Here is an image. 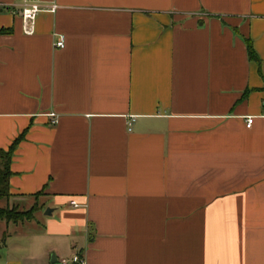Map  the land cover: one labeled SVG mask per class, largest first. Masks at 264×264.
Listing matches in <instances>:
<instances>
[{
  "label": "crops",
  "instance_id": "obj_1",
  "mask_svg": "<svg viewBox=\"0 0 264 264\" xmlns=\"http://www.w3.org/2000/svg\"><path fill=\"white\" fill-rule=\"evenodd\" d=\"M38 1L26 33L0 0L6 200L36 206L0 264H264V0Z\"/></svg>",
  "mask_w": 264,
  "mask_h": 264
},
{
  "label": "trees",
  "instance_id": "obj_2",
  "mask_svg": "<svg viewBox=\"0 0 264 264\" xmlns=\"http://www.w3.org/2000/svg\"><path fill=\"white\" fill-rule=\"evenodd\" d=\"M249 57L253 58V50L250 43L248 44ZM23 135L20 134L13 142L8 146L6 150L0 149V199H7L10 196L8 177L10 175L9 165L12 157V153L18 142L22 139ZM36 206L33 205L28 209L21 210L16 206L11 208L0 206V220L6 222L19 223L24 221H30L34 217Z\"/></svg>",
  "mask_w": 264,
  "mask_h": 264
},
{
  "label": "built area",
  "instance_id": "obj_3",
  "mask_svg": "<svg viewBox=\"0 0 264 264\" xmlns=\"http://www.w3.org/2000/svg\"><path fill=\"white\" fill-rule=\"evenodd\" d=\"M56 8L55 4H51L49 6L43 5L42 3H40L38 0H21V9H20V13H21V17L23 19L24 22V29L26 33H30L31 32V28H32V23L36 17V15L41 12V11H54V9ZM54 46L56 47H63L64 46V39L63 37H59V39H57L54 43ZM51 116L54 117V113H51ZM134 121V117L131 116L129 118V121L127 122V129L128 131H130L131 129V124ZM52 122H56V119H53ZM252 122V117H248L247 118V126L250 125V123ZM71 204L73 206H77L75 201H71ZM56 264H85V259L80 256L79 254H73L70 258L66 259V258H61L57 261Z\"/></svg>",
  "mask_w": 264,
  "mask_h": 264
},
{
  "label": "rangeland",
  "instance_id": "obj_4",
  "mask_svg": "<svg viewBox=\"0 0 264 264\" xmlns=\"http://www.w3.org/2000/svg\"><path fill=\"white\" fill-rule=\"evenodd\" d=\"M0 206H3V207H8V208H11L12 206H10L9 205V202L6 200V199H1L0 200ZM14 206V205H13ZM28 207H27V205H20V207H19V209H21V210H24V209H27ZM45 211V210H44ZM43 211V212H44ZM0 221H4V220H0ZM13 237H15V236H13ZM13 237H11L10 239H14ZM11 240V241H12ZM12 243V242H11Z\"/></svg>",
  "mask_w": 264,
  "mask_h": 264
},
{
  "label": "water",
  "instance_id": "obj_5",
  "mask_svg": "<svg viewBox=\"0 0 264 264\" xmlns=\"http://www.w3.org/2000/svg\"><path fill=\"white\" fill-rule=\"evenodd\" d=\"M47 210H48V209H47ZM47 210H46V212H47ZM48 214H49V211H48ZM55 260H56L55 257L52 255V256H51V262H55Z\"/></svg>",
  "mask_w": 264,
  "mask_h": 264
}]
</instances>
